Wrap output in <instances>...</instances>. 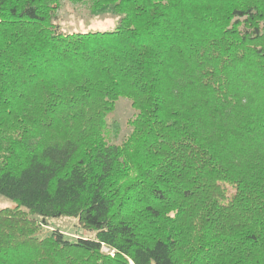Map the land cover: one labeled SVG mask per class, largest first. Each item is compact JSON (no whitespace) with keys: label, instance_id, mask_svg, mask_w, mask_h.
Wrapping results in <instances>:
<instances>
[{"label":"trees","instance_id":"obj_1","mask_svg":"<svg viewBox=\"0 0 264 264\" xmlns=\"http://www.w3.org/2000/svg\"><path fill=\"white\" fill-rule=\"evenodd\" d=\"M62 1L0 0V264H264V0Z\"/></svg>","mask_w":264,"mask_h":264},{"label":"rangeland","instance_id":"obj_2","mask_svg":"<svg viewBox=\"0 0 264 264\" xmlns=\"http://www.w3.org/2000/svg\"><path fill=\"white\" fill-rule=\"evenodd\" d=\"M90 0H83V3H73L62 1L57 12L55 24L64 33L72 32H104L113 31L118 25L119 16L111 11L102 13H92L90 10ZM131 102L121 98L116 105L114 114L108 120L107 138L110 143H122L132 132L130 120L135 116ZM17 203L0 195V210L3 208H14ZM54 230H58L69 239L94 238V233L87 232L72 218L48 219L37 234L39 239L47 238ZM104 251L111 253L104 247Z\"/></svg>","mask_w":264,"mask_h":264}]
</instances>
